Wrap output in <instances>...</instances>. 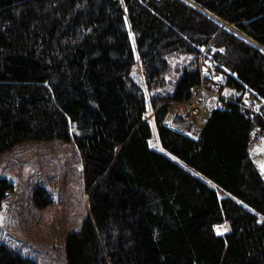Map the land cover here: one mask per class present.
I'll use <instances>...</instances> for the list:
<instances>
[{
    "label": "trees",
    "instance_id": "16d2710c",
    "mask_svg": "<svg viewBox=\"0 0 264 264\" xmlns=\"http://www.w3.org/2000/svg\"><path fill=\"white\" fill-rule=\"evenodd\" d=\"M212 81L264 103V0H0V156L56 139L80 153L89 214L66 264H264V115L166 121ZM14 185L0 177V210ZM33 199L55 202L42 185ZM1 229L0 264H39Z\"/></svg>",
    "mask_w": 264,
    "mask_h": 264
},
{
    "label": "rangeland",
    "instance_id": "374dc122",
    "mask_svg": "<svg viewBox=\"0 0 264 264\" xmlns=\"http://www.w3.org/2000/svg\"><path fill=\"white\" fill-rule=\"evenodd\" d=\"M223 25L234 30L231 25ZM203 57L204 54L201 55ZM205 61L200 59V66L204 67ZM136 69L144 88L138 60ZM206 86L205 82L195 86L194 97L189 102H173L169 113L177 114V108L186 112L195 110L197 114L192 120L202 125L204 115L199 101L202 100V92L207 90ZM153 118L154 110L147 105L145 120L153 129L149 144L159 151ZM5 174L14 179L15 185L0 210L1 240L7 241L13 235L11 241L17 251L36 259L39 264H66V236L80 230L89 214V197L84 188L83 168L76 144L61 139L19 143L13 151L0 156V177ZM38 185L47 189L55 201L53 205L36 206L33 194ZM219 196L226 197L224 193ZM216 226H225L228 230L226 224Z\"/></svg>",
    "mask_w": 264,
    "mask_h": 264
},
{
    "label": "built area",
    "instance_id": "2783aa9c",
    "mask_svg": "<svg viewBox=\"0 0 264 264\" xmlns=\"http://www.w3.org/2000/svg\"><path fill=\"white\" fill-rule=\"evenodd\" d=\"M204 65H205L204 66L205 72L211 71V67H212L211 61L206 60ZM203 93L208 94V100L206 101V103H204L202 100L199 101V104L203 110L202 115H204V118L203 119L201 118L202 125L199 123L197 124L195 123L196 126L199 128H204L205 125L207 124V120L211 114V111L208 109V104L211 103L212 101L214 102L215 108L219 110H226L231 105H237L240 112L246 113L251 119H254L256 117H263L264 115V103L261 100L252 97L248 93H245L239 97L230 89L220 88L216 86L214 83H209L208 89L204 90L202 94ZM176 113L189 115L190 119H194V116L197 114L195 110L186 112L180 108H177ZM263 140H264V128H256L252 133L251 146H250V153L253 155V157L256 155V150L258 146H260Z\"/></svg>",
    "mask_w": 264,
    "mask_h": 264
},
{
    "label": "crops",
    "instance_id": "0c3cea01",
    "mask_svg": "<svg viewBox=\"0 0 264 264\" xmlns=\"http://www.w3.org/2000/svg\"><path fill=\"white\" fill-rule=\"evenodd\" d=\"M2 178H7L10 182H14L15 183V181H14V179H11V176L8 178V176H7V174H5V175H2L1 176ZM226 224V223H225ZM224 225V224H223ZM225 232H227V229L225 230ZM225 232L224 233H222V234H225ZM219 235H221V234H219ZM14 236L13 235H10L9 236V238H8V240H7V242L12 246V247H14L15 249H16V245L15 244H13L12 243V241H11V239L13 238ZM17 250V249H16ZM19 251V250H18ZM27 256V255H26ZM28 257H30V256H28ZM32 258V257H31ZM34 259V258H33ZM36 260V259H35ZM37 261V260H36Z\"/></svg>",
    "mask_w": 264,
    "mask_h": 264
},
{
    "label": "bare ground",
    "instance_id": "6f19581e",
    "mask_svg": "<svg viewBox=\"0 0 264 264\" xmlns=\"http://www.w3.org/2000/svg\"><path fill=\"white\" fill-rule=\"evenodd\" d=\"M245 94V93H244ZM206 126V125H205ZM217 191H218V194H223V192L221 191V190H219V189H217ZM216 232L218 233V234H222V233H224V231L226 230V228H225V226H216Z\"/></svg>",
    "mask_w": 264,
    "mask_h": 264
},
{
    "label": "water",
    "instance_id": "95a60500",
    "mask_svg": "<svg viewBox=\"0 0 264 264\" xmlns=\"http://www.w3.org/2000/svg\"><path fill=\"white\" fill-rule=\"evenodd\" d=\"M172 121V115H169L168 118H167V122H170ZM172 129L179 132V129H177L176 127L172 126Z\"/></svg>",
    "mask_w": 264,
    "mask_h": 264
},
{
    "label": "snow or ice",
    "instance_id": "6c2138e0",
    "mask_svg": "<svg viewBox=\"0 0 264 264\" xmlns=\"http://www.w3.org/2000/svg\"><path fill=\"white\" fill-rule=\"evenodd\" d=\"M175 158V157H174ZM262 170H264V166H262Z\"/></svg>",
    "mask_w": 264,
    "mask_h": 264
}]
</instances>
